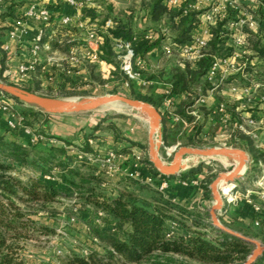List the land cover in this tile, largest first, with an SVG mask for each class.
<instances>
[{
    "label": "trees",
    "instance_id": "trees-1",
    "mask_svg": "<svg viewBox=\"0 0 264 264\" xmlns=\"http://www.w3.org/2000/svg\"><path fill=\"white\" fill-rule=\"evenodd\" d=\"M143 6L149 22L157 29L165 26L172 35V40L177 43L190 42L194 36L193 31L198 26L197 12H183L182 8H171L166 0H146ZM89 19H99L101 22L110 16L96 14L93 9H86ZM131 17L115 19L116 25L104 36L100 47V58L113 64L118 70V51L114 47L115 39L133 41V50L136 57H140L144 50L159 45L160 37L149 39L144 34L133 31ZM58 30V29H57ZM56 34V33H55ZM57 35V34H56ZM55 37V36H54ZM135 38V40H133ZM226 32L219 26L210 29V37L205 54L190 62L183 60L180 66H174L169 71L170 94H182L185 99L181 101L176 114L186 121L194 116L188 113L200 95H204L211 88L206 78V72L213 57H225L231 54L232 47L228 43ZM246 48L258 58H264V42L261 37L252 31L245 35ZM62 42V41H61ZM51 48H60L67 52L70 44L60 43L57 36L49 41ZM91 82L95 80L103 83L99 74H93L91 64H85ZM120 71V70H119ZM148 78L152 76L148 75ZM0 78L4 80L0 73ZM71 84L80 86L81 82ZM15 84L28 91L51 96L50 93L42 92L40 81L15 82ZM133 98L141 99L153 105L158 110L156 99L149 95L137 94L129 82ZM66 94H70L66 92ZM18 105L25 103L16 98L1 93ZM28 105V104H27ZM29 118L23 117V125L30 126L38 116H45L41 110L34 111V106L29 105ZM199 113L205 112L202 107H197ZM160 113V112H159ZM29 119V120H28ZM109 128L115 129L113 124ZM200 124L194 125L195 132H199ZM11 131H15L9 129ZM238 141L233 140V146L245 149L250 156L252 164L263 155L254 146L253 140L241 133L236 134ZM161 138L164 145H168L165 137L164 119L161 120ZM134 145H140L136 142ZM189 144H194L189 140ZM84 151L89 152L87 142L83 145ZM61 157H64L63 159ZM143 161L149 166L153 175L158 171L152 166L145 156ZM202 164L192 167L179 174L180 179L194 177L201 173ZM255 168V167H254ZM86 169V170H85ZM98 168L92 163L73 158L62 147L52 146L47 153H42L35 147H26L15 142H7L0 134V264H29L22 242L31 237V232L49 233L52 230L47 226L38 225L31 218L37 215L39 208L61 193L60 186H69L77 191L82 203L92 204L102 210L106 215L116 220L113 229L116 233L123 234V239L117 237L105 238L95 229H90L92 241L94 237L106 240L107 256H99L90 252L88 257L75 255L74 263L89 264L90 259L101 261L104 264H114L118 259L123 263L130 264H180L173 259L174 255L200 261L204 264H242L253 249V245L239 237L215 228L207 222V210H188L166 199L163 195H153L148 198L140 197L135 190L125 187L116 188L115 191L107 192L101 185L105 180L98 174L93 175L90 171ZM50 176L51 179H46ZM252 177V176H251ZM209 181H204L202 188L209 191ZM208 197L209 195L206 194ZM220 220L227 227L230 224ZM174 222L176 225L171 226ZM232 228V227H231ZM170 235L167 237V234ZM260 239L264 241V229L261 228ZM35 264V263H31ZM254 264H264V253L257 258Z\"/></svg>",
    "mask_w": 264,
    "mask_h": 264
},
{
    "label": "crops",
    "instance_id": "crops-1",
    "mask_svg": "<svg viewBox=\"0 0 264 264\" xmlns=\"http://www.w3.org/2000/svg\"><path fill=\"white\" fill-rule=\"evenodd\" d=\"M144 1L146 2V0H88L84 7H74L66 3L65 0H0V73L5 70H15L20 63L30 60L34 36L39 24L33 16L28 15V12L29 10L36 11L46 8L49 10L50 18L49 22L43 26L44 37L42 42L49 45V50L41 47L35 65V72L30 80L31 83L36 79L40 81L42 88L45 85H49L47 87L50 89L55 86L66 89L74 88L70 80L77 83L80 76H88L89 71L85 64L93 65L100 76V67H102L106 69L112 82L124 83V76L113 64H101L92 61L89 54L95 49V45L87 38L83 24L89 20L86 15L87 8L93 9L96 14L109 13V17L114 19L123 20L126 17H131L133 31L137 34L150 36L149 39L161 36L159 45L144 50L138 57L142 61L139 69L140 74L130 82L135 93L149 95L156 99L158 111L164 119L167 146H189L209 138L227 144L232 140L238 141L236 134L241 133L251 138L254 146L263 155L262 158L252 164L254 170L250 171L253 176L249 184L241 190V193H238L236 202L227 207L222 216L224 221L227 222L228 215H232L239 218L237 220L243 219V222L249 226L260 225L264 229V185L260 186L258 181L259 163L264 162V102L261 100V96H264L263 79L260 76L250 78L248 76L246 78L239 73H232L218 90L207 91L202 100L196 103L195 111L198 113V118L194 117L186 121L178 117L176 114L177 106L185 99V96L182 94L168 95L171 88L168 73L172 67L180 66L181 62L175 59L173 62L169 61V64L162 66L157 58L158 48L165 43L163 37L169 35V33L166 28L157 30L153 23L149 22L146 9L143 6ZM65 16L70 18L66 26L60 24ZM90 20L100 21L99 19ZM205 29L204 25L198 24L193 33L194 35L206 36ZM53 32L55 37L60 38L61 44L63 42L70 44L67 52L61 51L60 48H51L49 41L55 38L51 35ZM262 41L264 42V39ZM228 43L231 44V41L229 40ZM72 55L78 61H73L71 59ZM146 57H154L155 62L148 63L145 60ZM157 68L162 70L156 72ZM148 75L152 77L148 78ZM247 75H249V72ZM89 81L91 80L89 79ZM255 82L261 85L255 87L253 85ZM53 83L56 85L52 86ZM232 87H237L236 91H233ZM245 88H248V90ZM0 101L13 104L16 114H18L16 107H25L26 112L24 111L21 115L22 117L29 116L27 113L31 111V106L27 104L18 105L11 99L5 100L3 95H0ZM220 105L225 106V111L220 112L218 110ZM197 107H202L205 112L199 113ZM38 110L34 107V111ZM12 119L11 113L0 111V134L4 136V139L7 142H15L26 147H35L42 153H47L52 146H58L65 148L68 155L77 158L78 150H84L83 145L87 142V146L90 148L88 153L99 158L91 162L98 170L90 172L93 175L98 174L105 180V184L101 186L107 192L125 187L135 190L140 197L148 198L139 194L136 184L141 185L150 176L153 177L154 184L158 185L159 183V179L153 175L149 166L143 161L145 156L141 161H138V156H135L136 148L141 147V144L134 145L132 141L136 142L137 140L128 135H123V139L115 135L114 130L117 129V123L113 118L107 119L105 123L113 124L115 129L108 126L106 129H102L101 126H97L92 128L91 135H84L80 132L72 138L73 141L69 140L63 132L55 131L52 128L37 130L39 123L36 124V122H33L30 126L23 125L15 131H11L8 122ZM197 122L201 127L199 132L194 130V125ZM238 125L243 126L250 134L237 130ZM189 140H192L194 144H189ZM69 141L72 143H69ZM136 143L138 144V142ZM241 149L248 154L245 149ZM110 153L114 155V170L108 172L102 166L100 160ZM248 158L249 168H251L249 154ZM136 160L137 163H135ZM134 171H138L136 174L140 178L133 176ZM179 174L166 177L167 186L165 191L162 192L163 197L188 210L206 209L208 211V203L212 199L211 192L210 189L205 191L202 188L199 174L187 179H180ZM130 177L136 181L130 179ZM206 194L209 196L207 197ZM248 200L260 206L259 212L254 211ZM83 204L85 207H90L91 212H89L96 218V214L100 209L92 204ZM234 221V218L230 220V222ZM115 222L114 218L104 213L102 223L97 224L94 219V224L92 226L87 225L86 229L89 233L90 229H95L106 239L110 237L123 239V234L116 233L113 229ZM98 238L94 237V240L104 241ZM256 238L261 241L260 236ZM105 243L107 244V242ZM108 246L107 244L106 247Z\"/></svg>",
    "mask_w": 264,
    "mask_h": 264
},
{
    "label": "rangeland",
    "instance_id": "rangeland-1",
    "mask_svg": "<svg viewBox=\"0 0 264 264\" xmlns=\"http://www.w3.org/2000/svg\"><path fill=\"white\" fill-rule=\"evenodd\" d=\"M167 29V27L165 26ZM169 35H165L164 42H169L172 40V35H170L169 29H167ZM157 58L161 62L162 66L164 64H169V61L173 62V60H179L181 63L183 62V58L179 55L178 52H173L168 55L163 51L161 47L158 48V56ZM145 60L148 63L155 62L154 57H146ZM162 69L157 68L156 72L161 71ZM93 74H99V72L93 68ZM162 73V72H161ZM100 76V75H99ZM103 80V83H98L96 80L94 82L89 81L88 76H80L77 82H81L80 86H75L74 88H64V87H54L50 89L49 85H45L42 88V92L50 93L51 97L55 98H78L80 100L85 99L87 97H100L107 94H120L128 97H132L131 87L129 85H124L123 82H112L110 77L106 74L100 76ZM125 79V78H124ZM123 83V84H122ZM53 83L52 86H54ZM56 85V84H55ZM69 92L70 94H66ZM5 100H9V98L4 96ZM13 105V104H12ZM100 107V108H99ZM18 114H23L25 111V107H16ZM196 108L193 106L192 109ZM121 111V112H120ZM26 112V111H25ZM45 116L39 115L37 120L33 121L39 125L37 130H45L53 129L57 131L63 132L65 136L69 138V140L73 141V137L80 133L84 135H91L92 128L101 126L102 129H106L109 123H105V121L109 118H113L117 123V129L114 130L115 135L120 136L123 139V135H128L141 144V147L136 148L135 156H138V161H141L144 156L149 157L148 150V136H149V126L147 125L148 118L142 117L139 112L135 109H131L123 105L121 110H113V109H103L101 106L86 109L79 112H64V111H52L45 112ZM29 114V113H27ZM22 116V115H21ZM26 118H29L27 116ZM29 120V119H28ZM104 123V124H101ZM156 142L160 144L159 146V156L165 163H170L174 152L178 147L175 146H167L163 144L161 138V127L160 133L159 131ZM42 133V131H41ZM160 135V138H159ZM69 141V143H72ZM233 141V140H232ZM135 142V141H134ZM187 146V145H183ZM189 147H198V148H206V147H235L241 149V147L233 146L232 142L222 143L220 140H215L212 138L206 139L204 141H198L197 144L189 145ZM248 155V154H247ZM187 155H184L185 158ZM137 160L135 163L138 162ZM202 164V171L199 173V178L201 183L204 181H211L219 174L231 171L235 164L232 162L230 158L224 156H215V157H198V160L193 162L190 161L187 165L181 166V171L184 172L188 169L198 166ZM249 170V161H247L246 168L243 170L241 176L235 180V184L237 187L232 190L230 193L234 196V201L229 203L227 200L230 197H226L224 199L225 206L229 207L238 199V193H241V190L249 184L251 180V176H248ZM135 178H140L138 171H134ZM130 179H133L130 177ZM135 180V179H133ZM136 181V180H135ZM209 183V184H210ZM222 189H226L227 183L224 182L220 186ZM137 190H139V194L141 196L151 197L153 195H162L166 188L159 189L158 185L153 183L149 185L147 183L136 184ZM59 189L61 193H58L53 200L47 202L43 207L35 206L34 208H39V212L37 215H32L31 218L38 225L47 226L52 231L49 233H39L31 232V237L24 240L22 242L24 246V254L29 261L28 263L35 264H78L72 261V258L77 256L88 257L89 253L95 252L99 256H107V244L104 241H92L91 234L87 231V225L92 226L94 224V217L92 216L90 207H85V205L80 201V197L73 188L69 186H60ZM212 198V197H211ZM227 199V200H226ZM213 200L211 199L209 204V209ZM209 209L207 213L209 212ZM90 211V212H89ZM232 218L235 219L234 222H230ZM239 218L228 215V222L230 227H227L220 220L221 224L226 228L235 231L244 237L249 239L258 240L261 232L260 225L249 226L245 224L243 219L237 220ZM207 222L211 225V218L208 214ZM214 226V225H213ZM219 229L218 227L214 226ZM232 227V228H231ZM264 244V241H259ZM252 244V243H251ZM253 248H254V244ZM173 259L178 261L180 264H204L200 261L188 259L182 257L180 255H174ZM89 264H104L101 261H95L90 259ZM114 264H130L123 263L122 261L116 259L114 260Z\"/></svg>",
    "mask_w": 264,
    "mask_h": 264
},
{
    "label": "built area",
    "instance_id": "built-area-1",
    "mask_svg": "<svg viewBox=\"0 0 264 264\" xmlns=\"http://www.w3.org/2000/svg\"><path fill=\"white\" fill-rule=\"evenodd\" d=\"M65 1L74 7H84L88 0ZM166 4L171 8H182L183 12H197L198 24H202L206 28V36L194 35L190 42L177 43L171 40L163 43L161 48L168 55L173 52H178L183 60L195 62L205 54L204 50L207 47L208 39L210 37V29L212 27L215 28L219 26L226 32L228 39L231 41V54L225 57H213V61L207 69L206 78L211 84V88L207 91L218 90L221 85L225 84L228 76L232 73H239L246 78L248 76V78L252 76H260L263 79L262 83H264V58H258L253 55V53L246 48L245 41L247 31L255 32L261 37V39H264V0H166ZM28 15L33 16L39 24L38 30L34 36L31 58L27 62L20 63L15 70H5L2 72L1 76L4 79V82H30L35 72V65L38 60L37 58L41 47L49 50V45L42 42L44 37L43 26L49 22L50 18L49 10L46 8H41L36 11L29 10ZM69 21V16H65L62 18L60 24L66 26ZM116 23L117 22L114 18L109 17L102 22L89 19L85 24H83L84 26L82 25L85 28L87 38L95 45V49L89 54L93 62L101 64L108 63L100 58V47L103 43L105 34H107L110 29L114 28ZM51 35L54 36V32ZM145 37L151 38L150 36ZM133 40H135V38H133ZM114 47L118 51V68L125 78L124 85L127 86L131 80H134L140 74L139 69L142 65V61L134 54L133 41L115 39ZM71 59L73 61H78L74 55L71 56ZM100 68L102 76L106 74L110 77L106 69H103L102 67ZM248 72L249 75H247ZM253 85L258 87L261 84L255 82ZM236 89L237 87H232L233 91H236ZM245 89L248 90V88ZM203 96L204 95H200L197 97L193 106H195L197 102L201 101ZM261 100L264 102V96H261ZM195 109L196 108L191 109L188 113L198 118V113ZM218 110L220 112L225 111V106L220 105ZM0 111L12 114L13 119L8 122L9 129L15 130L23 126V117L15 113L12 104L0 101ZM237 130L250 134V132L245 130V128L241 125L237 126ZM77 158L89 163L99 159L84 150H78ZM113 159L114 155L110 153L107 157L100 160L102 166L106 168L108 172L114 170ZM156 177L159 179L158 188H166V177L160 176L159 173ZM45 178L51 179L50 176H45ZM258 181L260 186L264 185V162L259 163ZM143 182L152 185L154 183V179L150 176ZM236 187L237 185H231V189L227 194L222 192L224 199L226 197H230L228 200L226 199L228 204L234 201V196L230 193H232V190ZM248 203L252 205L255 212H259V205L254 204L251 200H248ZM226 208L227 206H224L222 212H225ZM103 216V211L98 210L95 223H102ZM175 225L176 224L174 222L171 223V226L175 227ZM169 235L170 233L167 234V237Z\"/></svg>",
    "mask_w": 264,
    "mask_h": 264
},
{
    "label": "water",
    "instance_id": "water-1",
    "mask_svg": "<svg viewBox=\"0 0 264 264\" xmlns=\"http://www.w3.org/2000/svg\"><path fill=\"white\" fill-rule=\"evenodd\" d=\"M0 92L7 94L9 97L16 98L17 100L25 104L32 105L35 108H38L39 110L45 112H79L86 109L98 107L105 102H116L131 109L137 110L142 117L149 119L148 159L151 162L152 166L158 171L160 176L170 177L179 174L182 166L180 161L184 155L196 154L202 157L225 156L228 158L236 156L238 158L236 167L229 172L219 173L208 185L213 200L209 209L211 223L229 234H232L254 244V248L242 264H254L257 258L264 253V244L257 240L244 237L243 235L226 228L220 222V216H222L224 213L222 212V210L225 206V201L222 196L223 190L218 186V183L219 181L223 180L226 183H231V185H236L235 180L241 176L242 171L245 170L247 161L249 160L248 155L244 150L235 147L198 148L180 146L174 152L171 162L167 164L159 156L158 150L160 144L154 145L151 141V133L153 131L158 129L160 133L162 117L159 111L153 105L146 101L120 94H107L95 98L87 97L80 100L79 102L70 103L66 101L65 98H55L28 91L15 84L4 82L1 78Z\"/></svg>",
    "mask_w": 264,
    "mask_h": 264
},
{
    "label": "bare ground",
    "instance_id": "bare-ground-1",
    "mask_svg": "<svg viewBox=\"0 0 264 264\" xmlns=\"http://www.w3.org/2000/svg\"><path fill=\"white\" fill-rule=\"evenodd\" d=\"M65 100L68 101V102H70V103H76V102H79L80 101V99H78V98H65ZM100 106L103 109H113V110H121L122 107H123L122 104L116 103V102H110V103L105 102V103H102ZM147 125L149 126V119L147 120ZM157 131H158V129L155 130V131H153L151 133V141L153 142L154 145L159 144L158 142H156V138H157V135H158V132ZM198 157H202V156L196 155V154L187 155L185 158H182L181 159V161H180L181 162V165H187L190 161L195 162V161L198 160ZM230 159L232 160V162L235 164V167H236V165L238 163V158L236 156H234V157H232ZM224 182L225 181H223V180L219 181L218 186H219V184H222ZM227 186L228 187L226 189H222L225 194H227L230 191V189H231V183H227Z\"/></svg>",
    "mask_w": 264,
    "mask_h": 264
}]
</instances>
